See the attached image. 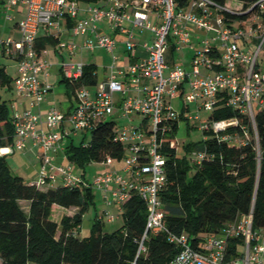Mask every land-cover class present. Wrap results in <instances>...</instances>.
Wrapping results in <instances>:
<instances>
[{
  "label": "built area",
  "instance_id": "1",
  "mask_svg": "<svg viewBox=\"0 0 264 264\" xmlns=\"http://www.w3.org/2000/svg\"><path fill=\"white\" fill-rule=\"evenodd\" d=\"M21 4L27 7L19 22L21 38L9 36L1 41L6 53L19 60L16 91L32 97L33 104L51 88L39 78L48 67L37 48L41 28L52 35L60 34L68 19L72 35L87 38L81 45L74 39L60 41V47L70 53L103 48L112 55L105 79L94 88L85 84L75 88L67 115L56 106L47 111L45 120L30 109L13 115V147L23 150L28 137L41 147L36 183L60 181L66 186L96 188L104 193L108 204L119 205L120 215L124 203L138 195L147 205L148 217L137 255L146 250L144 241L152 231L165 233L177 246L169 264H264V233L254 227L253 211L226 223L221 231L206 236L203 244L195 247L188 233L175 232L168 226L161 199L167 183L166 151L170 146L178 147L175 126H179L181 115L187 117L191 103L197 108L190 117L200 120L204 139L215 137L230 145L247 144L250 132L237 116L210 117L216 110L230 107L249 119L259 149L256 116L264 112V69L259 65L264 51V0H254L243 11L249 16L232 22L225 17V10L232 11L231 7L215 0H187L183 6L175 0H104L84 8L78 0H7V18ZM101 23H107L110 31L105 32ZM185 45L189 52L181 59L182 64L171 67L165 56L167 50H183ZM120 46L124 53L116 55ZM86 65L83 61H63L64 78L79 81ZM176 96L184 102L182 113L172 103ZM201 110L209 112L206 119H201ZM116 113L132 120L134 114L144 118L139 124L122 126L115 120ZM107 119L115 121V140L124 145L121 158L125 160L122 169L126 175L120 174V169H106L91 181L78 173L74 162H53L51 151L60 149L64 140L73 139L79 131L87 134ZM207 158L205 149L191 151L193 165ZM113 159L108 155L102 162L112 166ZM105 215L109 221L118 216L110 209ZM235 237L241 239L245 249L226 261L228 241Z\"/></svg>",
  "mask_w": 264,
  "mask_h": 264
},
{
  "label": "trees",
  "instance_id": "2",
  "mask_svg": "<svg viewBox=\"0 0 264 264\" xmlns=\"http://www.w3.org/2000/svg\"><path fill=\"white\" fill-rule=\"evenodd\" d=\"M175 1L178 6L187 4V0ZM215 1L227 5V0ZM236 1L240 6L225 10L228 22L246 19L249 15L243 11L254 3V0ZM13 79L6 67L0 65V87L13 93ZM64 80L71 91L81 84L96 85V67L86 65L83 77L77 82ZM10 102V98L0 96V149L14 142ZM236 116L250 132L247 144L236 146L215 137L204 139L209 158L200 165L191 164L186 155L178 156L176 147L170 146L166 151L167 183L161 190L166 222L173 231L188 233L195 247H200L206 236L221 231L226 223L251 211L254 227L264 233V112L256 116L259 149L255 129L245 115L230 107L210 115L214 119ZM177 128L176 124L175 131ZM91 132L88 144L76 145L73 139L66 146L68 158L83 170L84 177L90 162L104 161L108 155L120 159L124 153L123 143L115 140L113 119L102 121ZM196 148L195 143L185 144L187 152ZM93 197L91 187L58 184L43 190L36 182L25 181L14 173L7 157L0 152V264H131L133 261L169 264L178 248L163 232L150 231L144 241L146 250L137 255L148 208L135 194L123 205L121 227L104 231L103 221L97 217L91 234L80 237L78 231ZM22 201L28 202V210L22 207ZM54 204L76 207L77 211L63 215L58 223L52 218ZM240 243L238 237L229 239L226 261L239 255Z\"/></svg>",
  "mask_w": 264,
  "mask_h": 264
},
{
  "label": "crops",
  "instance_id": "3",
  "mask_svg": "<svg viewBox=\"0 0 264 264\" xmlns=\"http://www.w3.org/2000/svg\"><path fill=\"white\" fill-rule=\"evenodd\" d=\"M6 1L7 0H0V7L5 8ZM90 3L91 2H80V5L82 8H84ZM26 11H27V7L26 5L23 4L18 5L14 10L11 11L12 17L8 18L7 20L12 24L8 26V28L6 27L4 30L5 32L7 31L8 33L7 37L11 36L15 39L21 38L22 34L19 29V22L25 16ZM100 26L105 32L110 31V28L107 25V23H101ZM70 27H71V21L65 19L63 23V31L60 34L53 33L52 35L48 33V31L45 28H41L39 31L38 39H37V48L40 52L41 57L44 60H46L48 63L47 69L39 73V78L42 81V84L50 85L51 88L45 93L43 99L40 102L34 104L32 103L33 101L32 97L21 95L16 91L14 85V79L18 75L19 60L18 58L6 53V50L4 49V45L2 43L3 40L0 42V65H4L6 67L7 72L14 78L12 82L14 92L13 93L8 92L6 91L5 88L0 87V96L5 99H9V98L11 99L10 114L12 116L18 112L24 111L25 109H30L34 113L39 114L41 120H45L47 111L52 106H56L60 110L62 115H67L74 101V92L68 88V85L64 80V75L61 70V65L63 61L70 62V61L79 60L85 62L87 65H94L96 67V73L98 79L97 83L100 80L105 79V77L108 75L109 69L107 65H109L110 63L105 64L103 66L104 73L101 78L100 73L98 71L99 65L96 64V61L87 63L86 60L83 58L84 53L89 51H92L93 55L95 57H98L100 49L107 52L112 58L111 53H109L107 50L103 48H97L96 50L84 48L83 50H79L76 53H70L67 49L60 47L59 45L60 41H68L70 39H74L78 44L81 45L86 40L87 36L85 35H79L74 37L72 35ZM145 34L148 35V33ZM121 47L122 46H120V49H123V47L122 48ZM95 86L96 85H91L90 87L94 88ZM42 125L44 124L40 123L39 126ZM72 140L73 139H71V141ZM14 141H15V137H14ZM69 143L66 144V140H64L62 143V147L60 149L56 151H51V154L54 157L53 162L55 164L70 163L71 160L68 158L66 154V146ZM13 146H14V142L12 144L3 146L1 148V153L7 157V160L10 166L13 167V169H15L18 172L21 170V172H19L18 175L22 176L25 181L36 182L38 180V173L40 169L39 155L41 153V147L31 137H28L26 139V147L23 150L16 149ZM9 155H13L12 159L13 157H15L14 164L10 162L8 158ZM76 168H78L77 165ZM22 169L24 170L23 172ZM77 171L78 173H80L79 169H77ZM58 184H60V181H57L55 184L42 183L38 185L41 189L46 190L49 187ZM57 207L62 208V206L54 204L52 210H54ZM114 207L118 209L117 205H114ZM72 208L76 209V207L66 208L67 210H69V212H66V214H73V212L70 211Z\"/></svg>",
  "mask_w": 264,
  "mask_h": 264
},
{
  "label": "rangeland",
  "instance_id": "4",
  "mask_svg": "<svg viewBox=\"0 0 264 264\" xmlns=\"http://www.w3.org/2000/svg\"><path fill=\"white\" fill-rule=\"evenodd\" d=\"M241 3H239L238 1H234V0H227V5L230 7H237L240 6ZM0 42L3 38H6L8 36L7 31L5 32V28L8 26H10L12 23L9 22L7 19L8 16V12H6L5 8L0 7ZM12 14V13H11ZM199 40V39H198ZM198 45L202 46L201 41H197L196 42ZM122 48V47H121ZM189 52V47L188 46H184L183 50H176L173 47H170L167 52H166V58L168 63L170 64L171 67H175L176 64H182L181 59L184 57L185 54H188ZM124 51L122 49H119L116 51V55H121L123 54ZM80 58V57H79ZM87 63H90L92 61H96V64L99 65V73H100V77L102 78L103 73H104V68L103 66L105 64L111 63L112 58L111 56L103 51L102 49L99 50V56L95 57L92 53V51L89 52H85L84 53V57H83ZM75 61H79V60H75ZM187 61V60H186ZM95 63V62H94ZM259 65L264 69V51L260 54L259 57ZM169 69L166 70V74L169 73ZM172 103L174 105V108L179 112L182 113V111L184 110V102L181 98V96H176L172 99ZM258 106V105H257ZM196 104L195 103H191L189 105V111H188V115H186L187 117H182L179 120V126L177 128V130L175 131L176 134V138H177V142H178V147H177V154L178 156L182 157V156H187L189 162L192 164L191 162V151L187 152L185 150V144L186 143H195L197 148L195 150H200V149H204V133L203 130L199 127L200 126V120L195 119L193 117H190V115L195 114L196 112ZM209 112L207 110H201V119H206L209 115ZM133 120L130 119L129 117H120L117 113L115 114V120H117V122L122 125V126H126V125H132V123L134 122L135 124H139L141 122V120L144 118V115L142 114H134L133 116ZM91 133L92 132H88L87 134H85L83 131H79V133L77 135L73 136L74 139V143L76 145H80L82 142H84L85 144H88L90 139H91ZM71 142V138L66 140V144ZM18 153V152H17ZM13 155H9L8 158L10 160V162L12 164H14L15 161V157H13ZM125 164V160L124 158H114L113 159V164L112 166L105 164V162H100V161H93L90 162L89 164L86 165V170H85V174H86V179L93 181V179L95 178V176L100 173L102 170H121L120 174H124L123 172V166ZM78 167V166H77ZM13 172L16 174H19V172H21V170L18 172L15 169H13V167H11ZM24 169V168H23ZM22 169V172L24 171ZM80 170V173H82V169L81 168H77ZM94 190V197L93 200L88 208V210L85 212L84 216H83V221L82 224L80 226V229L78 231V235L80 237H86L89 236L92 232V228H93V224H94V220L99 217L102 219L103 221V228L104 231H113L119 227H121L123 225V217L122 214L120 215L119 213V205L115 202H113L112 204H108L107 200L104 198V193H102L100 190L93 188ZM22 207L25 210H28V202L26 201H22L21 202ZM114 205L118 206V209L114 207ZM110 209L112 214H116L118 215L117 218L113 221H109L108 218L105 215V211ZM70 211H72L73 213L75 211H77V208H72ZM66 212H69V210H67L66 208H61V207H57L52 211V218L54 220H56L58 223H60L61 218L63 215H66ZM104 215V217H103ZM239 250L240 252H243L245 247L242 243L239 244ZM28 264H37L35 262H29Z\"/></svg>",
  "mask_w": 264,
  "mask_h": 264
},
{
  "label": "bare ground",
  "instance_id": "5",
  "mask_svg": "<svg viewBox=\"0 0 264 264\" xmlns=\"http://www.w3.org/2000/svg\"><path fill=\"white\" fill-rule=\"evenodd\" d=\"M4 150V149H3Z\"/></svg>",
  "mask_w": 264,
  "mask_h": 264
}]
</instances>
